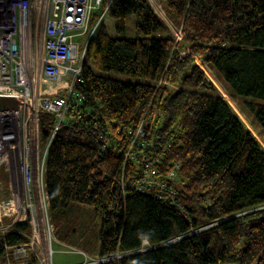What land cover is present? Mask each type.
<instances>
[{
	"label": "trees",
	"instance_id": "obj_1",
	"mask_svg": "<svg viewBox=\"0 0 264 264\" xmlns=\"http://www.w3.org/2000/svg\"><path fill=\"white\" fill-rule=\"evenodd\" d=\"M161 2L171 26L148 0H114L115 35L103 24L89 43L75 85L83 102L46 154L55 233L67 242L77 225L69 212L100 207L97 254L133 253L98 264H264V149L195 60L264 135V0ZM143 117L148 144L126 160ZM39 119L45 142L53 116L42 111ZM98 123L118 151L103 147ZM143 156L154 159L161 178L178 165L170 182L175 202L157 188L132 187L144 173ZM14 229L0 244L28 242L30 224ZM7 258L0 247V261Z\"/></svg>",
	"mask_w": 264,
	"mask_h": 264
},
{
	"label": "built area",
	"instance_id": "obj_2",
	"mask_svg": "<svg viewBox=\"0 0 264 264\" xmlns=\"http://www.w3.org/2000/svg\"><path fill=\"white\" fill-rule=\"evenodd\" d=\"M113 1L10 0V12L0 20V95L21 100L18 109L0 112V175L3 173L6 180L4 185L0 179V235L15 231L20 223L31 226L27 243L0 244L8 255L14 257L13 252L21 251L23 257L33 251L34 243L47 249L51 241L46 224L43 231L39 226V213L45 217L48 212L44 184L47 149L70 109L83 102L75 85L81 80L92 37L100 25L112 20ZM42 111L53 116L45 142L39 128ZM77 117L82 118L80 114ZM96 126L102 130L99 138L103 147L118 151L105 128L100 123ZM146 126L143 117L125 152L126 160L135 149L148 144ZM142 162L144 173L133 180L132 187L139 192L157 188L163 197L175 202L170 182L178 165L161 178L154 159L143 156ZM46 253L50 255L52 250ZM0 264L11 263L7 258Z\"/></svg>",
	"mask_w": 264,
	"mask_h": 264
},
{
	"label": "rangeland",
	"instance_id": "obj_3",
	"mask_svg": "<svg viewBox=\"0 0 264 264\" xmlns=\"http://www.w3.org/2000/svg\"><path fill=\"white\" fill-rule=\"evenodd\" d=\"M153 7L155 13L165 20L170 26V22L166 17L165 11L161 0H148ZM156 5V6H155ZM160 8V9H159ZM159 9V10H158ZM134 22V17L131 15L128 17L129 24V36H132V26ZM106 27L112 35H115L113 28V21H106ZM175 35L179 39L181 33L179 30H175ZM183 53V52H182ZM196 57V56H195ZM197 65L201 70L207 73L208 79L214 83L217 87L219 94L228 102L232 110L235 112L237 117L243 114L238 108L236 101H234L228 93L223 88L222 84L213 76L209 75V70L206 64L200 57L195 58ZM224 94H227L225 96ZM244 115V114H243ZM245 116V115H244ZM247 119V117L245 116ZM248 120V119H247ZM249 122V121H247ZM243 123V122H242ZM252 134L256 137L258 142L264 148V135L256 130L253 125H246L243 123ZM263 138V139H262ZM102 210L100 207L82 206L78 205L69 212V217L67 221L75 218L77 220V225L74 233L71 234L67 242L62 241L55 233L54 226L51 222L49 213L45 211V224L48 231H50V243L47 249L43 244L33 245V251H27V253L22 257L21 251L13 252V259H9L11 264H37L38 261H42V264H98L101 258L98 254V227L101 221ZM36 219V218H35ZM52 250L49 255L46 253L48 249ZM118 255L120 253H117ZM34 257H33V256ZM117 256V255H116ZM35 258V259H34ZM24 261V263H22ZM2 263L5 261H1Z\"/></svg>",
	"mask_w": 264,
	"mask_h": 264
},
{
	"label": "bare ground",
	"instance_id": "obj_4",
	"mask_svg": "<svg viewBox=\"0 0 264 264\" xmlns=\"http://www.w3.org/2000/svg\"><path fill=\"white\" fill-rule=\"evenodd\" d=\"M156 6V5H155ZM160 9V8H159ZM158 9V10H159ZM10 12V0H0V20L4 19L7 17L8 13ZM209 75L213 78V76L211 75V73H209ZM214 79V78H213ZM225 96H227V94H224ZM228 97V96H227ZM239 120L243 123H245L246 125H250L249 122H247L248 120L245 118V116L243 114H240L238 116ZM263 139V138H262ZM263 148V147H262ZM264 149V148H263ZM22 199V196H18V200ZM25 200V199H24ZM37 200H38V196H37ZM39 226L41 231H43L44 226H45V218H44V214L39 213ZM42 233V232H41ZM125 254V253H124ZM116 257H119L118 254H116ZM115 256V255H114ZM110 257V256H109ZM104 259V258H103Z\"/></svg>",
	"mask_w": 264,
	"mask_h": 264
},
{
	"label": "water",
	"instance_id": "obj_5",
	"mask_svg": "<svg viewBox=\"0 0 264 264\" xmlns=\"http://www.w3.org/2000/svg\"><path fill=\"white\" fill-rule=\"evenodd\" d=\"M18 102L21 103V100H19L15 96H11V95H0V112L18 109ZM179 238L180 237H178L176 239H179ZM131 253H133V252H129V253H125V254H120L119 256H126V255H129ZM115 257H116V255L115 256L106 257L104 259H101V261H99V263L104 262V261L111 260V259H113Z\"/></svg>",
	"mask_w": 264,
	"mask_h": 264
}]
</instances>
